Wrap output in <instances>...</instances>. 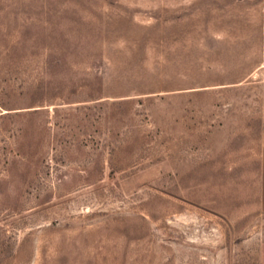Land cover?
<instances>
[{
  "label": "rangeland",
  "instance_id": "374dc122",
  "mask_svg": "<svg viewBox=\"0 0 264 264\" xmlns=\"http://www.w3.org/2000/svg\"><path fill=\"white\" fill-rule=\"evenodd\" d=\"M259 5L0 0V264H264Z\"/></svg>",
  "mask_w": 264,
  "mask_h": 264
},
{
  "label": "crops",
  "instance_id": "0c3cea01",
  "mask_svg": "<svg viewBox=\"0 0 264 264\" xmlns=\"http://www.w3.org/2000/svg\"><path fill=\"white\" fill-rule=\"evenodd\" d=\"M259 11H260V34H261V40H262V49H261V62L260 67L264 68V0H259ZM261 141L263 144V155H262V168L264 172V114L262 115L261 119Z\"/></svg>",
  "mask_w": 264,
  "mask_h": 264
},
{
  "label": "trees",
  "instance_id": "16d2710c",
  "mask_svg": "<svg viewBox=\"0 0 264 264\" xmlns=\"http://www.w3.org/2000/svg\"><path fill=\"white\" fill-rule=\"evenodd\" d=\"M93 100H96V98L93 99ZM104 107H106V105L99 104V105H95V106H92V107H83V108L80 109V111L84 110L86 112V114L84 116L89 119L90 123H92V122L100 121V119L102 117L101 114H102V112L104 110ZM96 114H98V115H96Z\"/></svg>",
  "mask_w": 264,
  "mask_h": 264
}]
</instances>
